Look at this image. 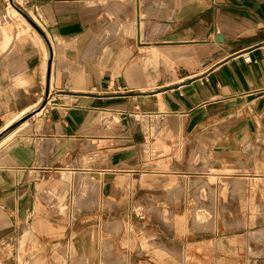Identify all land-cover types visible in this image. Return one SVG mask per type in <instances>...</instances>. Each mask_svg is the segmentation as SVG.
<instances>
[{
	"label": "crops",
	"instance_id": "1",
	"mask_svg": "<svg viewBox=\"0 0 264 264\" xmlns=\"http://www.w3.org/2000/svg\"><path fill=\"white\" fill-rule=\"evenodd\" d=\"M263 44L264 0H0V119L46 102L0 264H264Z\"/></svg>",
	"mask_w": 264,
	"mask_h": 264
},
{
	"label": "rangeland",
	"instance_id": "2",
	"mask_svg": "<svg viewBox=\"0 0 264 264\" xmlns=\"http://www.w3.org/2000/svg\"><path fill=\"white\" fill-rule=\"evenodd\" d=\"M24 22H26L25 20H24ZM27 23V22H26ZM28 27H30V26H28ZM30 28H32V27H30ZM46 104V102L45 101H42V102H40L39 103V105H37V106H35V109H36V112L35 113H37V112H39L40 111V109H41V106L43 105V104ZM35 113H27L26 115H24L23 117H22V120L18 123V125H20L22 122H24V121H27L28 123H27V125H30V124H32V123H34L35 122V119H36V116H34V114ZM12 117H14V114L13 115H10V116H8V117H5L4 119H0V134H2V132L6 129H4L3 127L5 126V124L7 123V121L9 120V119H11ZM12 125V124H11ZM17 125V126H18ZM26 125V126H27ZM17 126H15V127H17ZM15 127L12 129V130H14L15 129ZM6 135V134H5ZM4 135V136H5ZM14 137V136H13ZM12 137V138H13ZM1 138H3V137H1ZM0 138V139H1Z\"/></svg>",
	"mask_w": 264,
	"mask_h": 264
},
{
	"label": "bare ground",
	"instance_id": "3",
	"mask_svg": "<svg viewBox=\"0 0 264 264\" xmlns=\"http://www.w3.org/2000/svg\"><path fill=\"white\" fill-rule=\"evenodd\" d=\"M34 110H36V109H34ZM34 110H32L31 112H33ZM23 117V116H22ZM21 117V118H22ZM21 118H19V119H17V120H15L14 122H12L13 121V119H16V118H12L11 120H9V121H7V123H11V124H14L15 122H17L18 120H20ZM23 123V122H22ZM26 123V122H25ZM11 124L10 125H8L6 128H8L9 126H11ZM24 124V123H23ZM19 126V125H18ZM16 128V127H15ZM12 131V130H11ZM10 131V132H11ZM10 132H8L5 136H3V138L4 137H6L7 135H9L10 134ZM10 136H11V134L8 136V137H6L3 141H5L6 139H8V138H10ZM3 138H1L0 140H2ZM2 141V142H3ZM252 241L253 242H257V241H264V237L263 236H261V235H257V236H254V235H252ZM173 249V248H172ZM177 250H178V248H176ZM173 250H175V249H173Z\"/></svg>",
	"mask_w": 264,
	"mask_h": 264
},
{
	"label": "water",
	"instance_id": "4",
	"mask_svg": "<svg viewBox=\"0 0 264 264\" xmlns=\"http://www.w3.org/2000/svg\"><path fill=\"white\" fill-rule=\"evenodd\" d=\"M26 16V18L29 20V22H31V24H33V26H35L36 28H38V26L34 23V21L28 17L26 14H24ZM45 106V103L41 106V108H43ZM36 110H34L32 113H35ZM22 120V118L20 120H18L17 122H15L14 124H12L11 126H9L8 128H6L2 134H0V138L3 137L5 134H7L8 132H10L15 126L18 125V123Z\"/></svg>",
	"mask_w": 264,
	"mask_h": 264
},
{
	"label": "built area",
	"instance_id": "5",
	"mask_svg": "<svg viewBox=\"0 0 264 264\" xmlns=\"http://www.w3.org/2000/svg\"><path fill=\"white\" fill-rule=\"evenodd\" d=\"M262 60H263V62H264V44H263V46H262Z\"/></svg>",
	"mask_w": 264,
	"mask_h": 264
}]
</instances>
